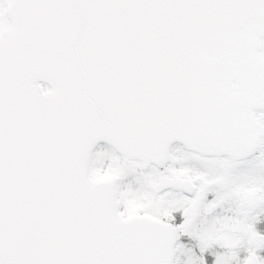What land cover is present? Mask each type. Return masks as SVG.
<instances>
[{
  "label": "snow or ice",
  "instance_id": "1",
  "mask_svg": "<svg viewBox=\"0 0 264 264\" xmlns=\"http://www.w3.org/2000/svg\"><path fill=\"white\" fill-rule=\"evenodd\" d=\"M0 264H264V0H0Z\"/></svg>",
  "mask_w": 264,
  "mask_h": 264
}]
</instances>
